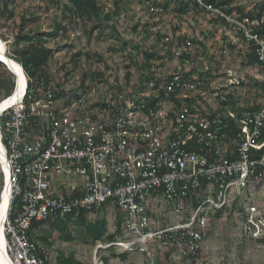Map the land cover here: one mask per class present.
<instances>
[{"label": "built area", "instance_id": "1", "mask_svg": "<svg viewBox=\"0 0 264 264\" xmlns=\"http://www.w3.org/2000/svg\"><path fill=\"white\" fill-rule=\"evenodd\" d=\"M198 1L255 39L264 61V39L252 27L261 21L241 20ZM197 52V60H205L206 52ZM192 65L193 59L178 60L173 70L150 79L139 98L163 91L178 99L165 98L148 112L145 100L142 106L127 98L126 105L93 107L98 98L90 93L69 100L25 83L22 97L0 112L1 196L10 187L3 228L14 263L47 264L48 252L29 233L33 221L112 204L126 213V237L106 246L145 250L142 244L156 241L160 248L178 247V258L195 255L212 214L263 185L264 96L259 109L245 108L236 96V103H229L228 87L241 81L202 82L188 74ZM18 198L21 207L14 213ZM163 201L177 222L165 224L155 212ZM257 211L249 210L245 230L262 236Z\"/></svg>", "mask_w": 264, "mask_h": 264}, {"label": "trees", "instance_id": "2", "mask_svg": "<svg viewBox=\"0 0 264 264\" xmlns=\"http://www.w3.org/2000/svg\"><path fill=\"white\" fill-rule=\"evenodd\" d=\"M17 0H0V34L3 38L9 39V36L14 37V43L11 49L8 51V55L18 61L24 71L26 72L29 80L30 87L36 85L37 87L45 86L46 88L53 89L56 98H68L71 100L76 95H79L78 90L67 89L65 87V81L58 89L53 87V83L56 81V76L51 72L50 64L54 60L56 55L55 48L50 46V42L56 40L60 42L71 36L74 31L75 26L84 25V29L88 32V36L91 40L93 34L96 32L97 38L102 39L103 35L106 34L105 30L108 29L110 32H116L113 34L116 39V44L113 45L114 48L121 49L126 60L124 61L126 70V85L127 88L123 92L126 94L127 98H132L137 100L139 105L144 104L146 111L148 112V107L158 108L157 105L161 100L165 98H171L177 100L176 95L172 93L169 95L163 91L158 92L153 95H147L140 97L146 93V89L149 86V81L152 77H155L161 67L166 65V62H172L176 57L181 60H191L195 61V65L190 66L188 74L191 76L193 74L198 75L197 80L204 82L205 78L210 79L215 78V70L221 67V61L224 57L222 52L220 53L221 59L218 58V53L207 52V45L204 41L210 36L216 38L214 35L216 31L204 32L202 36L198 33L193 35L187 34L182 28L184 26V19H189L192 12L195 14L203 15L204 17L212 15L211 22H218L221 25L232 29L235 25L230 24L227 19L219 14H215L208 11L204 5H202L198 0H137L142 6H144L153 17H162L164 15H172L175 19L176 17L183 19V22L174 20L171 24V29L169 31L161 30L155 27L156 24L152 23L151 20H135L132 23L128 22V26L136 33L145 34L146 36H155L156 42L150 47H146L143 43H135L132 48L130 47L131 41L125 39L117 34L116 25L114 22H118L115 16L128 17L127 9L125 8L129 0H113V7L106 10L104 3L101 0H49L48 8H52L54 12L52 13L54 19L53 26L44 30L39 27H34L32 24L34 21L40 19V15L35 11L21 15L19 19L16 17V2ZM205 5H211L216 7L228 15L237 16L239 19L249 18L251 21L259 20L260 25H252L253 32L257 33L262 39H264V0H254L255 5L250 9H246L243 5L232 3V0H202ZM117 13H115V12ZM133 19V17L131 16ZM197 21L199 19H196ZM232 26V27H231ZM155 27V28H154ZM4 29V30H3ZM5 30L10 32V35H6ZM17 30V32H15ZM239 37L245 43L244 47L239 50L241 55H243L242 65H255L258 68L260 74L264 73V61L260 59L259 48L260 45L255 39H249L242 31L236 32ZM111 35V34H107ZM203 39H202V38ZM226 40L229 39L227 36ZM225 40V41H226ZM223 41L228 47H235L233 43L228 41ZM224 46V48L226 47ZM74 45L70 44L71 51L74 49ZM201 48V52L205 54V60H197L198 52ZM167 57V58H166ZM166 58V59H165ZM71 60L73 61L74 67L70 70L66 67V64L61 65L63 71V77L66 79L73 70H76L81 66V60H93L94 62L104 63L106 70L110 68V63L108 57L105 56L103 52L91 51V49H86L85 51L72 52ZM129 62V63H127ZM205 64L209 66V69L205 68ZM137 67V72L140 73L143 81L140 83L137 91L134 93L130 89L129 81L132 77L133 71L132 67ZM6 67L5 64L0 62V68ZM217 74V72H216ZM105 76V71L99 66L95 70L83 69L81 73V83L80 88H84L83 93L89 94L93 86L100 81ZM256 82L250 84L249 90L256 89L255 99L246 102L244 104L249 109H259L262 103V97L264 96V80L254 78ZM91 80L88 84L86 81ZM119 77L116 76V81L118 82ZM87 83V84H86ZM8 83L6 80L0 77V89L6 87ZM14 86V81L12 82ZM118 85V86H117ZM113 84L114 87L121 86L120 82L118 84ZM241 85H245V81L241 80ZM156 86L155 88H157ZM138 92V93H137ZM263 95V96H262ZM125 98V99H127ZM121 100L123 104L126 105L124 100ZM229 103L235 104V95L233 92L228 93ZM143 100V101H142ZM114 103L119 104L120 101L111 98L107 99V96H102L95 101H91V106L97 107L103 105L106 108L111 107ZM142 106V105H141ZM144 110V108H143ZM252 191H249L245 195V200L252 196ZM236 199L230 207L225 209L217 210L212 214V220L221 217L225 212L229 215L233 214L234 210H238L241 213V218L243 224H246L249 219V213L247 212L246 205L238 202ZM21 207V202L19 198L14 200L12 212H17ZM103 207V209H105ZM98 209H93V211L82 210L78 214H66V215H56L49 219L42 221H33L30 228V235L32 240H34L37 245L48 252L47 264H50L51 257L57 260L55 264H91L79 259L74 252H67L61 247H57L56 255L51 254V249L54 246V233L58 234V238L62 241L68 243L72 242L77 238V235L72 231L71 224L72 221L77 219L78 224L86 227L87 234L92 238V242L96 243L98 240H103L105 243H111L117 241L122 233V221L118 220L117 231L107 235V220L98 219L95 222H89L87 215L91 212H96ZM261 217L256 216L257 221ZM262 220V219H261ZM203 240H201L202 248H198L197 253L189 255L184 254L181 257L185 260H196L202 256L204 249V242L207 236H209V231H202ZM258 239H264V235ZM88 241V239H87ZM200 242V243H201ZM159 243L155 241L142 244L144 254H149V252L159 250ZM111 250V255H103L100 258L102 264H110V258H121L126 260L129 256L128 250H123V252L118 253L115 251V246L108 247ZM136 250H140L141 246L137 245ZM157 249L154 250V249ZM165 250L166 258L169 259L172 254H176L178 247L173 246L169 248H161ZM42 254V253H41ZM159 258L157 256V264H160Z\"/></svg>", "mask_w": 264, "mask_h": 264}, {"label": "rangeland", "instance_id": "3", "mask_svg": "<svg viewBox=\"0 0 264 264\" xmlns=\"http://www.w3.org/2000/svg\"><path fill=\"white\" fill-rule=\"evenodd\" d=\"M101 1L104 3L106 10L113 7V0ZM16 2L18 3L15 7L17 19H19L21 15L35 11L40 15V19L32 23L35 28L39 27L46 30L54 25L53 22L55 17L51 20V18H53L52 13L54 10L53 6L52 8H48L49 0H17ZM232 3L234 5L241 3L246 9H250L255 5L254 0H232ZM125 5L129 16L126 18H123L120 15L115 16V18L118 19V22L116 21L114 24L116 25L117 34L131 41V48L133 44L137 42L145 44L146 47H150L155 44L157 40L155 36H146L145 34L142 35L141 33L134 32L132 28L128 26V22L132 23L135 20H151L152 23L156 24V28L166 31L171 29V24L174 20L181 23L183 22V19L181 20L178 17L175 19L170 14L162 17H153L137 0H129ZM211 17L213 16L209 15L204 17L203 15L201 16L200 14L192 12L189 19H184V26L182 29L187 34L193 35L198 33L201 36L202 33L207 31L217 32L214 35L216 38L210 36L208 39L204 40L208 51L218 53L219 59H221L220 53L222 52V54H224L221 61V67L215 70L216 76L213 79L222 82L227 81L230 77L240 81L244 80L245 85L232 84L227 90L235 94L239 104H247L246 102L252 101L256 98L255 93H257L256 89L249 90L248 87H250V84L256 82L254 78L261 80L264 79V73L260 74L255 65H242L243 55H241L239 50L244 47L245 43L241 37L237 35L235 29H230L225 25H221L217 21L211 22ZM196 19L199 20L197 21ZM15 32H17V30ZM5 33L6 35H10V32L7 30H5ZM105 33L106 34L103 35L102 39H98L95 32L90 40L88 32H86L84 25L81 23L80 25L75 26L74 31L69 38L61 40L60 42H57L56 40L50 42V46H53L56 52L54 60L50 64L51 72L56 76V81L53 83L55 89H58L61 86V83L63 84V81H65V87L67 89H77L78 93H83L84 88H80L82 70H95L100 66L101 69L105 71V76L93 86L90 92L91 96L93 95L95 98H101L102 96H107V98L114 97V99L118 101L127 98V96H125L126 94L123 92L127 88L124 64V61L126 60L125 54L117 47L113 49V45L116 44V36L112 35V33L116 34V32H110V30L106 29ZM227 36L229 37L228 40L225 39ZM4 40L6 43V51H9L14 43V37L11 35L9 36V39L4 38ZM222 40L233 43L235 47H228L225 43L223 45ZM70 44H73L75 47L72 51L70 49ZM224 46L226 47L224 48ZM89 48L93 52H103L109 59L110 68L106 70L105 64L98 63L99 61L81 60V66L76 70H73L65 79L63 77L61 65L66 64V67L70 70L74 67L73 61L71 60L72 52L85 51ZM178 60L179 59L176 57L172 62L165 61L166 65L159 69L160 73H164L166 70H173L176 67ZM6 67L7 69L5 67L0 68V77L8 83L6 87L0 89V100L4 99L12 92V82L15 81L14 74L8 69L7 65ZM132 71L133 74L129 84L130 89L135 93L143 79L141 78L140 73L137 72L138 70L136 66L133 65ZM116 76L119 77L118 82L121 84L119 87L113 86V84H118ZM86 82L90 84L91 80H87ZM132 99L133 98H129V101ZM77 179L79 180V178ZM1 188L2 180L0 181V192ZM250 191L253 193L252 196H249L247 200H245V196H242L238 200L239 204H245L248 213L252 206H256L258 213L254 212L255 216L264 217V183L261 187ZM248 192L249 191H247V193ZM155 208L157 209L155 212L160 216L162 213L161 217L166 219L165 224H171L178 221V217L173 215L172 208L169 207L165 201L159 203ZM125 216L126 213H121V210L112 204L108 208H99L96 212L89 213L87 215V221L88 223L95 222L101 218L107 220L106 229L108 235L117 231L118 220L122 221ZM261 219L264 220L263 218ZM71 229L77 235V238L68 243L59 239L58 234L54 233V246L51 249L52 255H56L57 247H61L68 253L74 252L79 259L91 264H100V258L103 255H111V250L107 248L103 240H98L96 243L92 242V238L87 234L86 227L79 225L77 219L72 221ZM206 231H209L210 233L205 239L203 253L199 259L185 260L178 258L177 252L167 259L165 250L162 249L161 251V248L158 246V251L156 248L154 249L157 251L156 253L155 251H152L149 252L148 255L144 254L143 250H132L129 251V256L126 260L111 257L110 264H157V256L160 257V264H264V239H258L261 237L260 232L255 233L254 231H251L247 233L245 230V224H243L241 218V213L238 210H234L232 215L225 212L221 217L211 220ZM121 236L126 237L123 230ZM115 251L118 253L123 252L120 248H115ZM55 263H57V260L54 257H51L50 264Z\"/></svg>", "mask_w": 264, "mask_h": 264}, {"label": "bare ground", "instance_id": "4", "mask_svg": "<svg viewBox=\"0 0 264 264\" xmlns=\"http://www.w3.org/2000/svg\"><path fill=\"white\" fill-rule=\"evenodd\" d=\"M0 60L7 63L10 69L14 72L16 71L19 75V85L16 91L12 92V96L0 106V112L7 105H11L12 103L17 102L21 97L25 89V77H24V69L18 61L10 60L9 56L6 54V43L5 40L0 37ZM10 187L7 186L6 190L2 192L1 200H0V264H16L11 259L9 254L7 253V240L4 233V219L6 217V213L9 207V194Z\"/></svg>", "mask_w": 264, "mask_h": 264}, {"label": "clouds", "instance_id": "5", "mask_svg": "<svg viewBox=\"0 0 264 264\" xmlns=\"http://www.w3.org/2000/svg\"><path fill=\"white\" fill-rule=\"evenodd\" d=\"M0 37H1L2 39H4L2 36H0ZM6 54H7V56H9V55H8V51H6ZM9 58L13 59V58L10 57V56H9ZM13 60L15 61V59H13ZM0 62H2L3 64L7 65V63H5L4 61H1V60H0ZM7 66H8V65H7ZM21 66H22V65H21ZM8 69H9V70L14 74V76H15L14 86H13V89H12V92H13V90H15L16 87H17V83H18V85H19V78H18L19 76H17V75H16L17 73L13 72V71L10 69L9 66H8ZM24 77H25L24 80H25V81L27 80V82H25V83H28V84H29L28 76H27V74H26L25 71H24ZM17 80H18V82H17ZM12 92H11V93H12ZM11 93H10V94H11ZM0 200H1V192H0ZM261 218L264 219L263 216H262ZM261 227H262V229L264 230V220H263V224H262ZM105 244H107V243H105ZM108 247H110V246H107V248H108ZM7 253H8V252H7ZM11 259H12V258H11ZM198 259H199V258H198ZM100 262H101V261H100Z\"/></svg>", "mask_w": 264, "mask_h": 264}, {"label": "water", "instance_id": "6", "mask_svg": "<svg viewBox=\"0 0 264 264\" xmlns=\"http://www.w3.org/2000/svg\"><path fill=\"white\" fill-rule=\"evenodd\" d=\"M10 60H13V59L10 58ZM14 72L17 73L16 71H14ZM16 75L19 76L18 73H17ZM18 78H19V77H18Z\"/></svg>", "mask_w": 264, "mask_h": 264}]
</instances>
